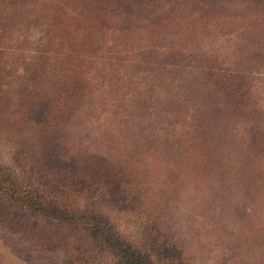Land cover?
<instances>
[{
    "label": "trees",
    "instance_id": "1",
    "mask_svg": "<svg viewBox=\"0 0 264 264\" xmlns=\"http://www.w3.org/2000/svg\"><path fill=\"white\" fill-rule=\"evenodd\" d=\"M223 1L258 7L197 6ZM152 161L234 184L252 212L264 190V0H0V223L62 264H84L92 246L115 264H195L144 196ZM140 208L142 240L119 229Z\"/></svg>",
    "mask_w": 264,
    "mask_h": 264
},
{
    "label": "rangeland",
    "instance_id": "2",
    "mask_svg": "<svg viewBox=\"0 0 264 264\" xmlns=\"http://www.w3.org/2000/svg\"><path fill=\"white\" fill-rule=\"evenodd\" d=\"M197 6L213 7L220 13L238 11L239 8V12L243 9L247 14H253L258 7L239 1ZM199 14L205 12L199 11ZM213 40V50L224 54L228 52L229 48L224 46L221 38ZM99 126L100 118L94 127ZM119 129L114 128L118 136ZM85 130L88 129L85 127ZM89 133L91 137L84 138V143L99 150L100 134L93 133V128L88 130ZM122 140L129 142L125 136ZM144 167L146 170L140 177V184L148 187L144 196L151 205L159 204L162 210L160 214L157 212L159 220L182 240L195 264H264V239L261 236H250L264 228V190L251 203L246 201L245 207L249 204L253 207L250 212L244 210L243 201L238 199L243 190L240 191L234 184L227 189L221 188L220 182L217 186L214 183L205 186L202 183L199 185L193 181L188 182L183 175L178 174L176 166L167 162L152 161L150 164L145 163ZM238 185L239 183L237 187ZM150 218L142 213L141 208L128 212L120 221L119 229L142 240L144 221ZM0 264L62 263L24 233L0 223ZM84 264H115V259L102 248L92 246Z\"/></svg>",
    "mask_w": 264,
    "mask_h": 264
}]
</instances>
